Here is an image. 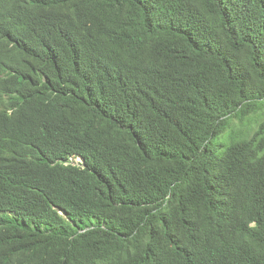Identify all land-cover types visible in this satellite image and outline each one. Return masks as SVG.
<instances>
[{"label":"trees","instance_id":"1","mask_svg":"<svg viewBox=\"0 0 264 264\" xmlns=\"http://www.w3.org/2000/svg\"><path fill=\"white\" fill-rule=\"evenodd\" d=\"M0 264H264V0H0Z\"/></svg>","mask_w":264,"mask_h":264},{"label":"clouds","instance_id":"2","mask_svg":"<svg viewBox=\"0 0 264 264\" xmlns=\"http://www.w3.org/2000/svg\"><path fill=\"white\" fill-rule=\"evenodd\" d=\"M79 162H82V159H78L77 162H75V163H79Z\"/></svg>","mask_w":264,"mask_h":264}]
</instances>
